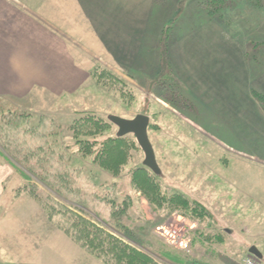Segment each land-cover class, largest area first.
Listing matches in <instances>:
<instances>
[{
    "label": "rangeland",
    "instance_id": "rangeland-1",
    "mask_svg": "<svg viewBox=\"0 0 264 264\" xmlns=\"http://www.w3.org/2000/svg\"><path fill=\"white\" fill-rule=\"evenodd\" d=\"M14 1L17 18L49 31L41 45L51 62L47 87L0 97V264H104L79 218L157 258L169 250L244 264L253 242L264 257V0ZM20 42L16 64H42L40 43ZM139 113L150 117L162 173L149 170L161 192L207 218L155 209L136 189L145 155L133 134L109 149L112 171L102 166L103 143L118 131L109 117ZM125 201L126 214L113 215Z\"/></svg>",
    "mask_w": 264,
    "mask_h": 264
},
{
    "label": "trees",
    "instance_id": "trees-1",
    "mask_svg": "<svg viewBox=\"0 0 264 264\" xmlns=\"http://www.w3.org/2000/svg\"><path fill=\"white\" fill-rule=\"evenodd\" d=\"M124 139L125 136L118 137L116 135L103 143L104 149L101 150L99 154H101V164L105 167V169L112 171L109 168L111 167L108 156L109 149H111V147L118 148L120 146L119 144ZM118 168L119 167L117 166V169ZM23 174L25 175V172H23ZM154 177L155 176L150 172L149 168L145 166L138 167L132 173V182L136 189L140 190L144 194V197L151 205L154 206L155 209L163 207L174 209L177 205H179V209H182V212L192 218V220L195 219V221L199 222L201 219L207 218V211L200 205L195 203L192 205L191 201L181 197L180 195L167 196L166 194H163L161 189L158 187V184L154 181ZM127 207L128 204H126L125 201L123 206L118 207L119 211H114L112 214L116 215L117 212H119L117 215L120 216L122 213L124 214L127 212ZM85 220L87 219H78L77 223L80 225V231L82 232L80 235H82L84 243H87L85 246L88 247V250L90 249L92 253L102 259L104 264H201L197 260L186 258L184 255L175 254L169 250L164 251L162 256L157 258L155 257L157 256V253L152 256L151 254H148L147 252L125 241L117 233H110L101 227L100 229L93 230L92 225L95 226V224L90 220ZM118 222L119 221H117V223ZM118 225L120 226V223H118ZM198 235L203 237L204 233L199 232ZM216 236L220 237L219 235ZM194 240L197 241L198 237L196 238L192 235V242ZM158 259H162L163 261H159Z\"/></svg>",
    "mask_w": 264,
    "mask_h": 264
},
{
    "label": "crops",
    "instance_id": "crops-1",
    "mask_svg": "<svg viewBox=\"0 0 264 264\" xmlns=\"http://www.w3.org/2000/svg\"><path fill=\"white\" fill-rule=\"evenodd\" d=\"M14 4H16L14 0H0V97L7 96L8 94H17L16 90L17 91L19 90L20 92L26 95L27 92H29L33 88L35 89L37 86H41V88L47 87L44 86L45 82H43V80L45 74L46 76L49 74V67L51 62L48 61L47 58L48 63L43 64V60H42L43 47L41 45L43 41L48 43V38L50 39L52 37L49 35V31H47L46 27L44 30L42 24H39L37 21L35 22L32 19L27 18L26 16L22 18H17L18 8H16ZM11 15L12 17H14V19L12 21L11 20L7 21L6 19L10 18ZM17 29L19 31H22V33L17 34ZM11 31H14L13 35H11L12 34ZM19 41H21L20 43H22V45L24 46H26L27 42L31 44L40 43L41 50L34 49L36 50L37 54L36 55L33 54V59L42 60V64L41 62L32 64V66L39 64L41 65L40 67H32V66L26 67L25 65L16 64L15 49L13 48L12 45L16 47V43L18 45ZM25 67L29 70V72L28 70L24 69ZM43 67L45 69L44 71H43ZM0 193H1V176H0ZM229 229L231 228H227L224 231L229 235H233L232 232L229 231ZM252 239L254 241H258L259 239L260 241V236L254 235ZM251 244L252 246H256L258 248L256 242H253ZM248 253H249V249H248ZM263 258L264 257H262V259ZM58 260H63V261L60 262L56 261V263L53 264H81L79 262L70 259H66L64 261L63 258H60ZM20 264H42V263L23 262Z\"/></svg>",
    "mask_w": 264,
    "mask_h": 264
},
{
    "label": "water",
    "instance_id": "water-1",
    "mask_svg": "<svg viewBox=\"0 0 264 264\" xmlns=\"http://www.w3.org/2000/svg\"><path fill=\"white\" fill-rule=\"evenodd\" d=\"M109 120L118 127L117 136L123 137L133 134L144 152L143 165L149 168L157 175H161L162 171L156 159V154L152 142L149 137L150 117L147 114L139 113L133 118H123L111 115ZM249 253L258 259H262L263 255L256 246L249 248Z\"/></svg>",
    "mask_w": 264,
    "mask_h": 264
},
{
    "label": "built area",
    "instance_id": "built-area-1",
    "mask_svg": "<svg viewBox=\"0 0 264 264\" xmlns=\"http://www.w3.org/2000/svg\"><path fill=\"white\" fill-rule=\"evenodd\" d=\"M157 230L161 234V236H165L166 234L172 245L178 246V248L181 247L184 250H189L191 246V241L185 237H182V235H180L177 230H166L163 226H159ZM244 264H258V260L255 257L249 256L244 260Z\"/></svg>",
    "mask_w": 264,
    "mask_h": 264
}]
</instances>
